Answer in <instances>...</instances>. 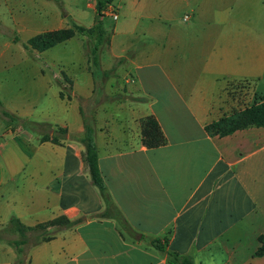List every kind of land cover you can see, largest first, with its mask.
I'll return each instance as SVG.
<instances>
[{
    "label": "crops",
    "instance_id": "1",
    "mask_svg": "<svg viewBox=\"0 0 264 264\" xmlns=\"http://www.w3.org/2000/svg\"><path fill=\"white\" fill-rule=\"evenodd\" d=\"M109 5L117 16L94 63L85 34L43 50L27 45L70 23L51 0H9L4 43L20 42V63L30 74L20 101L0 106L18 120L0 116V234L11 216L26 225L59 215L75 222L28 250L0 235V264H168L140 234L165 239L194 264H264L256 254L264 233V126L225 135L205 129L264 99V0ZM77 35L78 59L56 55L54 47ZM86 111L94 115L111 203L130 228L113 209L95 215L105 204L74 139L84 133ZM148 114L164 144L142 142ZM20 119L40 127L27 129ZM59 126L67 129L60 143L40 140Z\"/></svg>",
    "mask_w": 264,
    "mask_h": 264
},
{
    "label": "trees",
    "instance_id": "2",
    "mask_svg": "<svg viewBox=\"0 0 264 264\" xmlns=\"http://www.w3.org/2000/svg\"><path fill=\"white\" fill-rule=\"evenodd\" d=\"M104 1L111 2L112 0ZM104 1L98 0L96 2V15L94 23L91 26H85L74 22L69 26L43 31L31 36L27 40V45H30L37 50H43L68 39L75 34L91 33L96 28L98 31L97 42H95L91 49L92 60L95 63L97 60V47L102 44V41H104L102 40L104 28H102L100 22L101 18H99L103 15L101 9L105 4ZM60 95H63V92H60ZM0 116L7 117L9 120H17V118L6 109L0 111ZM20 123L32 130H36L40 127L38 122L28 119H20ZM249 125L264 126V99L247 105L244 108L222 115L217 120L207 123L205 129L210 134L225 135ZM54 131L55 133L51 136L47 133L41 135L40 140H51L60 143L58 135L62 134L63 137H66L67 129L65 127L59 126L57 129H54ZM141 137L142 142L147 147H155L166 142V137L154 115L148 114L141 118ZM74 139L82 145V158L90 176V180L97 187L105 204V209L95 215H105L107 214V210L113 209L114 215L130 228L131 226L127 223V220L121 211L111 203V196L101 175L98 165V152L94 139V117L90 113L84 114V133L81 136H76ZM74 222L75 220H71L65 215H59L49 220L38 222L34 225H26L22 223L18 217L11 216L8 220L7 226L18 232L21 236L19 239L11 241L18 250H21L20 245L27 241L28 232H35L36 235L39 236L37 237V240L33 242L36 243L52 238L58 227L71 225ZM140 238L146 239L148 243L165 254L168 264H194L193 258L190 254L179 253L175 250L168 249L166 247L165 239L163 240L160 237H147L144 234H140ZM258 240L260 244L256 249V254L262 255L264 254V233L258 236Z\"/></svg>",
    "mask_w": 264,
    "mask_h": 264
},
{
    "label": "rangeland",
    "instance_id": "3",
    "mask_svg": "<svg viewBox=\"0 0 264 264\" xmlns=\"http://www.w3.org/2000/svg\"><path fill=\"white\" fill-rule=\"evenodd\" d=\"M98 0H51V2L56 6L58 14L66 20L70 25L76 21L75 18L80 19V23L84 25L91 24L94 21L96 15V2ZM104 1V0H103ZM105 2V1H104ZM107 2V1H106ZM102 6L109 5L111 2H107ZM117 2V0H115ZM9 0H0V106L4 101H10L12 99H17L20 101V88H27L29 85V74L30 72L23 68V63H20V42H11L10 46H7L4 41L8 39V32L1 30L5 26H9L7 19V6ZM91 4V5H89ZM112 7V6H111ZM113 8V7H112ZM118 11V10H116ZM120 12V11H119ZM120 18H123L121 12L119 13ZM99 18L104 28V34L102 43L108 37L107 29H111L115 19L112 17V14L103 13ZM85 44L90 46V51L97 42L98 31L95 28L91 33H84ZM81 36L77 35L73 40L68 41L67 43H60L53 48V51L58 56H65L66 59L70 58H79L81 53L79 40ZM88 42V43H87ZM102 45V44H100ZM99 45V46H100ZM99 46L97 49H99ZM97 53V52H96ZM106 54V53H105ZM70 87H65L63 91L68 92ZM2 108L0 107V111ZM88 113V111H86ZM94 117L93 113L91 112ZM0 120L2 118L0 117ZM26 127V126H25ZM28 129V127H26ZM2 136L0 134V141ZM2 238H16L19 239L21 236L18 232L14 231L12 228L7 225L3 227L1 231ZM38 235L35 232H28L27 241L20 245L21 250H28L30 243L37 240ZM0 242H3L2 240ZM25 252V251H24Z\"/></svg>",
    "mask_w": 264,
    "mask_h": 264
},
{
    "label": "built area",
    "instance_id": "4",
    "mask_svg": "<svg viewBox=\"0 0 264 264\" xmlns=\"http://www.w3.org/2000/svg\"><path fill=\"white\" fill-rule=\"evenodd\" d=\"M101 12L102 13H111L113 18H116L117 14L116 12L114 11V9L110 6V5H106L104 6V8L101 9Z\"/></svg>",
    "mask_w": 264,
    "mask_h": 264
}]
</instances>
